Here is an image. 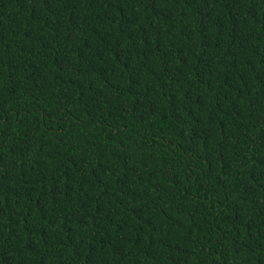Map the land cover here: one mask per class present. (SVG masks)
I'll return each instance as SVG.
<instances>
[{
  "label": "trees",
  "instance_id": "obj_1",
  "mask_svg": "<svg viewBox=\"0 0 264 264\" xmlns=\"http://www.w3.org/2000/svg\"><path fill=\"white\" fill-rule=\"evenodd\" d=\"M0 264H264V0H0Z\"/></svg>",
  "mask_w": 264,
  "mask_h": 264
},
{
  "label": "bare ground",
  "instance_id": "obj_2",
  "mask_svg": "<svg viewBox=\"0 0 264 264\" xmlns=\"http://www.w3.org/2000/svg\"><path fill=\"white\" fill-rule=\"evenodd\" d=\"M75 112H76V111H75ZM76 113H77V112H76ZM74 115H75V114H74ZM67 117H68V116H67ZM72 119H73V118H72ZM69 120H70V119H69ZM59 121H60V120H59ZM63 121H64V120H63ZM70 122H71V121H70ZM61 123H62V122H61ZM71 124L73 125V123H71ZM77 124H78V123H77ZM74 126H75V125H74ZM70 127H71V126H70ZM78 130H79V129H78ZM214 145H215V144H214ZM218 145H219V144H218ZM219 152H220V151H219ZM211 166H212V165H211ZM167 179H168V178H167ZM23 218H24V217H23ZM164 236H165V235H164ZM161 238H162V237H161ZM166 238H167V237H166ZM169 239H170V238H169ZM167 241H168V243H170L169 240H167ZM165 243H166V242H165ZM172 243H173V242H172ZM159 244H160V243H159ZM184 244H185V243H184ZM173 247H174V246H173ZM169 248H170V247H169ZM174 248H175V247H174ZM184 248H185V247H184ZM165 249H166V248H165ZM168 250H169V249H168ZM185 250H186V249H185ZM159 251H160V248H159ZM161 251H162V250H161ZM163 252H164V251H163ZM163 252H162V253H163ZM167 252H168V251H167ZM169 252H170V251H169ZM164 253H166V252H164ZM182 253H184V252H182ZM185 253H187V252H185ZM185 253H184V254H185ZM175 254H177V252H176ZM169 257H170V256H169ZM166 258H168V256H167ZM174 259H175V258H174ZM166 261H167V260H166ZM168 261H169V260H168ZM168 261H167V262H168ZM164 263H165V262H164ZM169 263H171V262H169ZM172 263H173V262H172Z\"/></svg>",
  "mask_w": 264,
  "mask_h": 264
}]
</instances>
